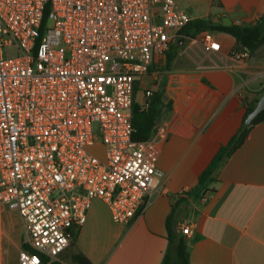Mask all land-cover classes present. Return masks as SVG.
I'll use <instances>...</instances> for the list:
<instances>
[{
  "label": "built area",
  "instance_id": "built-area-1",
  "mask_svg": "<svg viewBox=\"0 0 264 264\" xmlns=\"http://www.w3.org/2000/svg\"><path fill=\"white\" fill-rule=\"evenodd\" d=\"M190 21L176 0H0V227L18 214L17 264L59 262L95 199L128 225L164 189L165 130L133 138L136 85ZM188 39L220 50L213 31Z\"/></svg>",
  "mask_w": 264,
  "mask_h": 264
},
{
  "label": "crops",
  "instance_id": "crops-1",
  "mask_svg": "<svg viewBox=\"0 0 264 264\" xmlns=\"http://www.w3.org/2000/svg\"><path fill=\"white\" fill-rule=\"evenodd\" d=\"M176 1L192 20L249 26L264 16V0ZM213 32L220 50L182 36L157 59L158 79L144 77L136 85L139 104L146 89L163 92L157 124L165 137L158 142L157 167L164 189L154 191L128 225L116 222L102 200L93 201L70 255L81 252L93 264H162L173 214L190 264H264V122L252 128L207 190H197L202 172L240 128L247 106L264 93V42L242 59L234 54L235 37ZM186 223L195 226L190 236L183 232Z\"/></svg>",
  "mask_w": 264,
  "mask_h": 264
},
{
  "label": "trees",
  "instance_id": "trees-1",
  "mask_svg": "<svg viewBox=\"0 0 264 264\" xmlns=\"http://www.w3.org/2000/svg\"><path fill=\"white\" fill-rule=\"evenodd\" d=\"M221 31L235 37L237 46L234 54L241 50H249L254 53L264 42V16L255 25H224L214 23L213 20H192L184 28L181 33L186 37H194L203 31ZM258 100L247 106V111L237 133L230 141L222 145L208 167L202 172L199 177L197 190L202 192L207 190L210 183L216 180V173L226 160L245 142L252 128L264 122V111H262L251 124H246L247 115L255 108ZM163 102L162 89L153 91L152 95L146 98L143 104L137 102L133 106V138L137 141L150 139L157 124L159 109ZM173 214L168 217L167 227L169 229V247L165 253L162 264H190V252L187 240L185 237L178 236L174 233ZM76 237V235H75ZM75 239V238H74ZM74 240L71 242L73 245ZM71 264H93L88 257L81 252H74L70 255ZM56 264H63L57 262Z\"/></svg>",
  "mask_w": 264,
  "mask_h": 264
},
{
  "label": "rangeland",
  "instance_id": "rangeland-1",
  "mask_svg": "<svg viewBox=\"0 0 264 264\" xmlns=\"http://www.w3.org/2000/svg\"><path fill=\"white\" fill-rule=\"evenodd\" d=\"M94 201L95 204H97L100 200L95 199ZM24 237L25 233L18 214L6 210L0 227V264H17L19 250ZM71 246L72 245H70L67 250L61 254L59 262L63 264H71Z\"/></svg>",
  "mask_w": 264,
  "mask_h": 264
},
{
  "label": "water",
  "instance_id": "water-1",
  "mask_svg": "<svg viewBox=\"0 0 264 264\" xmlns=\"http://www.w3.org/2000/svg\"><path fill=\"white\" fill-rule=\"evenodd\" d=\"M264 111V93L261 95L256 103L255 108L247 115L245 122L246 124H251L253 120Z\"/></svg>",
  "mask_w": 264,
  "mask_h": 264
}]
</instances>
